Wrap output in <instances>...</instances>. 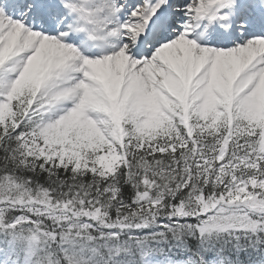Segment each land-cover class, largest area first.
Here are the masks:
<instances>
[{"label": "snow or ice", "instance_id": "obj_1", "mask_svg": "<svg viewBox=\"0 0 264 264\" xmlns=\"http://www.w3.org/2000/svg\"><path fill=\"white\" fill-rule=\"evenodd\" d=\"M0 264H264V0H0Z\"/></svg>", "mask_w": 264, "mask_h": 264}]
</instances>
